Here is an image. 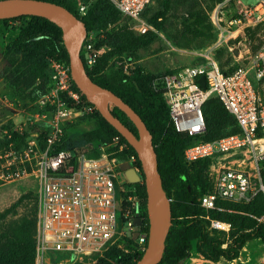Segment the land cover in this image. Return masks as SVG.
Here are the masks:
<instances>
[{
  "label": "built area",
  "instance_id": "built-area-1",
  "mask_svg": "<svg viewBox=\"0 0 264 264\" xmlns=\"http://www.w3.org/2000/svg\"><path fill=\"white\" fill-rule=\"evenodd\" d=\"M114 1L125 16L135 20L138 32L157 30L142 17L152 0ZM79 13H86L84 4L79 6ZM254 23L264 26V0L244 5L228 27L240 29ZM109 49L107 45L97 46L88 32L81 47L85 66L92 68ZM242 57L240 52L237 66L226 72L208 54L202 63L183 66L155 80L160 83L170 122L177 131L190 136L204 134L203 105L213 96L221 99L239 127L215 138H197L184 149L187 168L206 159L215 172L213 185L200 197L207 210L218 208L221 201L249 202L264 194V35L256 52L246 61H241ZM111 58L116 68L134 71L132 61L123 53ZM201 76L205 84L200 83ZM39 98L48 108L44 116L49 121L41 130L43 146L36 133L25 137L20 153L10 149L9 157L0 149V176L11 180L31 172L39 182V264L48 251L65 255L69 264H128L108 257V251L115 247L130 252V261H136L149 237L147 203L140 189L145 180L138 154L121 133L105 141L85 137L67 143V128L75 126L73 122L96 121L98 109L75 88L65 58L50 59L45 93ZM15 129L26 133L24 124H17ZM30 162L34 164L31 171ZM123 163L138 174V180L130 178ZM211 226L222 225L212 219Z\"/></svg>",
  "mask_w": 264,
  "mask_h": 264
},
{
  "label": "rangeland",
  "instance_id": "rangeland-1",
  "mask_svg": "<svg viewBox=\"0 0 264 264\" xmlns=\"http://www.w3.org/2000/svg\"><path fill=\"white\" fill-rule=\"evenodd\" d=\"M65 1L78 11L84 4L86 12H90L97 0ZM258 1L170 0L165 14L159 19L162 26L153 40L147 45L133 43L123 52L132 61L135 71L127 73L116 68L111 56L101 64V76L112 85L132 84L141 92L143 88L156 91L154 80L183 66L202 63L208 54L224 69H231L239 62L237 56L240 52L245 56L241 61H246L256 52L263 39L264 26L254 23L238 29L235 25L228 27V23L240 14L244 5H254ZM109 3L108 13L92 21L88 32L93 34L97 46L107 45L111 51L127 42L132 32L137 34V30L134 28L135 20L125 16L114 0H109ZM164 8L163 0H152L142 17L149 21L154 12ZM27 20L16 18L0 22V139L3 143L0 149L3 154L10 149L21 152L25 138L18 144L13 136L15 132L24 137L38 133L43 146L41 130L49 121L44 116L48 111L44 102L30 93L34 86H38L39 80L43 81L48 76L49 62L53 57L41 44L25 46L16 42L21 26ZM215 109L223 124L211 129L210 134L218 136L236 129L231 117L223 119L221 107L216 105ZM17 124H24L25 134L15 129ZM73 124L75 126L66 130L67 143L83 141L88 131L103 136L112 133V127L101 118ZM11 142L14 143L12 147ZM210 165L211 162L205 160L187 168L194 188L200 185L207 190L213 185L215 172ZM33 166V162L28 163V170L31 171ZM38 195L39 182L33 173L11 180L0 176V264H39ZM251 202L222 201L218 208L209 210L203 216L208 238L220 239L225 246L238 230L252 226L255 215L251 212L254 206ZM211 219L223 221L226 228L211 226ZM200 232L199 228L194 230L188 242L161 264H261L264 238L248 240L237 257L228 259L222 256L215 261L199 250ZM113 254L122 257L121 248H114ZM64 257L59 252L48 251L42 258V264H69Z\"/></svg>",
  "mask_w": 264,
  "mask_h": 264
},
{
  "label": "trees",
  "instance_id": "trees-1",
  "mask_svg": "<svg viewBox=\"0 0 264 264\" xmlns=\"http://www.w3.org/2000/svg\"><path fill=\"white\" fill-rule=\"evenodd\" d=\"M51 1L68 7L78 17L82 18V20L86 23L88 31L91 28L92 21L98 20L100 17H103L106 13H108V7L110 5L109 0H97L96 6L93 7L90 12H86L81 15L78 10L71 7L65 0ZM163 2L165 8L163 10H157L149 17V21L157 28V30L162 26V21L159 20V18L163 17L165 14L167 8L169 7L170 0H163ZM16 18H28L27 22L21 26L20 33L16 38V42L18 44L25 46L31 44H41L47 47L52 57L65 58L69 62L67 45L62 37V29L57 24L48 18L39 15H21L11 18H0V22ZM157 30H149L144 33L137 31V34L132 32L127 42L120 44L116 50L107 52L98 59L92 68H89L86 65V69L93 80L102 86L112 89L116 94L129 103L141 115L153 135V143L158 155V168L162 176L163 186L167 195L171 198L172 208V225L166 239V248L163 258L158 264H161L163 260L169 258L177 250L184 246L190 239L193 231L198 228L201 232L197 245L199 250L207 258L215 261L222 256L232 259L239 256L242 247L248 240L253 238H264V205L262 204L264 202V194L259 193L251 202L254 203V206L251 209V212L255 215L252 217L253 225L238 230L233 238L224 246L220 239H209L204 231L203 216L207 215L209 210H211H207L200 203V197L206 190H203L200 185L195 188L192 186V181L188 175L187 167L183 162L185 147L192 143L195 139H211L220 136H213L210 134L211 129H216V127L223 124L220 119L219 112L215 109L216 105L222 108L223 119L225 117H231L236 125V129L230 132L239 130L234 117L228 111L225 104L216 96L208 99L203 105V111L206 119V131L200 136H190L187 133L177 131L170 122V113L167 101L163 96L161 88H158L160 83H156L155 80L152 82L156 91L143 88V90L139 92L132 84H128L127 86H115L101 76V64L106 58L111 57L115 53H123L124 50L133 43H137L139 45L149 44L153 40ZM236 66L231 69H224L223 67H220L224 71L230 72ZM47 78L48 76L43 79L42 83H39L38 86H34L35 88L31 90L30 94L37 96V98L42 96L45 93V83ZM73 83L75 88L79 90L76 83L74 81ZM112 111L136 134H138L136 125L122 109L113 105ZM96 116L97 120L101 118L112 127V133H110L109 136H103L94 131H88L85 133V136H88H86V138L105 141L111 139V137L115 134H120L99 111H96ZM13 136L17 140L18 144L25 138L23 135H19L16 132ZM2 145L3 143L0 139V148ZM131 150L137 153L132 145ZM205 160L206 159H201L199 161L201 162ZM140 189L143 196L146 198L147 193L145 183L140 186ZM146 221H149L148 215L146 216ZM221 223L222 227L226 228V226L223 225V221ZM113 251L114 248L108 251V257H111L117 262L128 264H134L136 262L130 261V252H125L121 249L122 257H117L114 256ZM140 257L141 255L138 256L137 260ZM108 263L110 262L108 261Z\"/></svg>",
  "mask_w": 264,
  "mask_h": 264
},
{
  "label": "water",
  "instance_id": "water-1",
  "mask_svg": "<svg viewBox=\"0 0 264 264\" xmlns=\"http://www.w3.org/2000/svg\"><path fill=\"white\" fill-rule=\"evenodd\" d=\"M21 15L44 16L62 29V37L67 45L70 72L73 81L85 96L93 102L101 115L133 146L141 161L149 218L148 244L134 264H158L164 255L166 239L172 225L171 198L163 186L158 168V155L153 143V135L141 115L112 89L102 86L89 75L81 56V47L88 33L86 23L68 7L51 0H0V18ZM205 84V77L199 78ZM111 103L122 109L138 129L136 134L112 111ZM131 179L138 180V174L126 163ZM138 224L140 218L136 219ZM139 227V226H138ZM137 227V228H138Z\"/></svg>",
  "mask_w": 264,
  "mask_h": 264
}]
</instances>
